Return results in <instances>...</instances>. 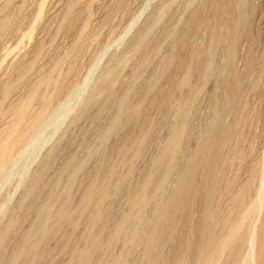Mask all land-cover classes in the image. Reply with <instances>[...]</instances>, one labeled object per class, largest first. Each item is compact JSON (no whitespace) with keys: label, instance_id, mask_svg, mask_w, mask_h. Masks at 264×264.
<instances>
[{"label":"bare ground","instance_id":"6f19581e","mask_svg":"<svg viewBox=\"0 0 264 264\" xmlns=\"http://www.w3.org/2000/svg\"><path fill=\"white\" fill-rule=\"evenodd\" d=\"M29 1L4 0L0 5V34L2 37L5 36V40L6 35L19 31L30 15L32 16V21L28 31L23 34L24 37L31 38L34 29L43 22L47 0H37L39 3L36 2L37 7L33 8L34 10H31ZM127 1L118 0L116 7L123 9ZM248 1L240 0L242 13H240L241 19L238 22L237 8L233 7L232 0H205L202 10L192 15L194 25L189 38L182 41L173 56L165 65L163 64L164 67L158 76H154V80L150 82V88L155 90L159 85L165 84V82L164 84H160L162 78L165 77L164 80L166 77L168 78L170 89L163 99L166 105L167 103L169 104L168 100L172 98L170 97L171 93L173 95L174 91L181 90L182 88L190 90L191 97L194 100L197 99L203 85L214 72V60L218 50L220 31L211 34L212 44L205 49L201 48L202 45L201 47L197 45L195 38L203 26L207 27L211 21H214L215 25L218 24L221 4L229 7V20L232 23L233 34L230 41V53L224 70L231 75V78L221 82L223 94L221 99L215 101V120L217 124L209 127L208 133L201 142L192 165L185 171L181 186L172 196L168 209L160 222L157 223V235L155 237L150 236L149 230L152 227L151 224L154 223L155 217L151 222V219L145 216L144 209L149 204L154 203L157 193L164 194L166 192V186H168L167 184L174 173L175 166H177L178 157L185 151L191 133L189 120L187 121L189 114L186 105L178 112L179 123L172 129L164 154L153 160L154 168L147 175L146 186L141 190H136L131 183L127 182V179L118 176L115 167L101 164L97 169L93 182L88 189L86 188L84 206L78 217L73 214L70 208L71 193L67 194L61 208L59 210L57 208V212H51L47 205L42 203L43 175L54 161L53 153L50 154L39 172L33 179L31 178L32 181L26 196L20 203L18 202L19 208L24 212V216L19 218L12 214L9 215L5 224L2 225V229L0 228V264H54V259L52 258L54 253H67L70 257L67 262L62 261L58 264H100L111 251V248L122 240L126 254L129 251L137 250L143 241H147V256L144 263L136 262V260L130 261V258L128 259V257L124 256L118 260L117 264H264V204H262L264 202V199H262L264 198L262 197L264 195V164H261L262 158L264 159V148L263 150L261 149V145L264 144V130L261 132L257 130L258 115L255 109L249 105L248 91L240 92L239 90L240 77L235 67L237 58L236 43L246 32L250 21L249 15L245 13V6ZM207 10L213 12L212 20L209 18L211 16L208 17L206 15ZM84 12L87 13V18L84 22H81V16ZM109 22L112 21H109V16H106L100 21L99 25L102 26ZM61 25L65 27V30H68L67 32L72 30L76 33V39L72 47L63 54L58 53L59 55L53 56L50 70L45 75L37 77L34 83L31 82L33 85L30 88L27 87V89L29 88L27 92L22 93L16 101L9 102L11 104L6 106L7 100L18 95L19 86L12 80H0V173L2 170H5L4 168L19 147L33 133L35 127H37V123L50 112L54 102L62 95L63 91L78 81L76 79L78 74H80L79 68L83 66V57L94 40V37L92 38L94 28L90 5H68L65 9ZM55 28L54 32L56 31ZM1 36L0 38H2ZM134 43H139V39L136 38ZM21 46L23 48L22 44ZM39 55L40 49L36 47L32 59L30 60L29 58L31 57H29L28 62L21 61L15 63L13 71L17 75L28 79V75L34 69ZM172 65L177 67V73L175 76H168V68ZM262 67L263 65L261 66V71ZM4 69L6 70L4 67L0 70V73L4 72ZM247 72H251V64L249 62L245 74ZM245 74L242 78L244 77L245 81L249 82L251 80L250 74L246 76ZM148 81L147 84H149ZM255 83L254 81L249 82V88H256ZM100 90H106V85L102 84L94 92V97ZM112 94V92L109 93L108 99L111 98ZM156 97L154 96L153 98L155 99ZM174 100H177L176 97ZM178 100L180 99L178 98ZM129 104L132 105V102ZM151 105H153L152 102L131 108L128 107L123 116L125 125L131 123L136 134V142L131 143L130 139L128 146H126V151H129L131 155L128 165L129 172L134 169L133 160L141 158L145 153L149 152H146V145L154 138L144 125V122L147 121L148 112L152 109L150 108ZM101 107L99 106V108ZM174 112L176 113L177 109ZM93 113L92 116L94 115ZM229 116L230 120L227 119ZM90 118L92 119V117ZM4 120L6 121L3 122ZM160 122L162 124L167 123V111L162 114ZM155 139L154 141H156ZM154 141L153 143H155ZM156 144L155 146H157ZM71 154L74 153L71 152ZM150 158L149 160H151ZM98 160L96 163L100 162V159ZM75 163L77 162L74 156L68 157L64 170ZM96 163L91 167L97 166ZM90 169L92 168L87 170L90 171ZM179 169L181 173V167L177 168V170ZM177 173L175 172V174ZM56 183H60V178H56ZM115 184L118 190H125L128 193L131 210L125 213L120 220L118 219L119 221L116 226L114 227L113 225L114 228L110 230V225L115 216V209L120 207L117 205V208L115 207V200L111 192V187ZM147 186H150V188L148 189ZM81 194H79V197ZM50 198L55 199L56 197L52 195ZM161 205V202H155V210H159ZM29 211H35L36 218L27 231V239H25V242L23 240V243L16 247L11 256H8L7 246L12 242L15 233L23 227L22 222L26 220L24 218H28ZM33 219L32 217V221ZM51 219L58 221L64 219L75 227H78L81 221L87 220V227L82 231V242L78 243L73 237L69 236L62 240L56 248H49L47 246L49 239L59 230L58 223L54 222L55 224L49 225ZM77 237L76 235L75 238ZM59 239L61 240V237ZM168 246H171V251L169 252L166 250Z\"/></svg>","mask_w":264,"mask_h":264},{"label":"rangeland","instance_id":"374dc122","mask_svg":"<svg viewBox=\"0 0 264 264\" xmlns=\"http://www.w3.org/2000/svg\"><path fill=\"white\" fill-rule=\"evenodd\" d=\"M3 1L4 0H0V5ZM39 1H29L31 10L37 7L36 2L39 3ZM117 1L118 0H47L42 22L43 24L41 23L40 26L34 29L31 38L23 36L30 27L32 21L31 15L28 17L29 19L27 18L25 20L24 25L20 29L21 31L19 30L14 34L6 35V40L4 34H2L4 37L0 34L2 37L0 38V70L4 67L6 68V70L4 69V72L2 71L3 74L0 73V80H12L19 86L17 92L18 95H15V98L12 97V100H7V106L16 101L19 95L27 92V90L33 85L31 82L34 83L37 77L45 75L50 70L53 56L55 57L59 54H63L72 47L76 39V33L72 30L67 32L68 30H65V27H62L61 25L67 6L70 4L90 5L94 28V31L92 32L93 36H91L92 38L94 37V40L91 38L93 43L85 54L86 56L84 55L83 57V66L79 68L80 74H78L76 79V81H78L74 82V84H71L63 91L62 95L54 102L50 112L37 123V127H35L33 133L19 147L10 162L4 168L5 170H2L0 173L1 229L9 215L12 214L19 218L24 216V212L19 208V203L26 196L32 179L39 172L48 156L52 153L54 155V163L52 162L50 167L46 170L47 173L45 172L46 174L44 173L43 175V193L41 195L43 201L41 202L43 204L45 203L51 212H57L63 205L67 194L71 193L72 199L70 208L73 214L78 217L84 206L85 193L93 182L97 169L101 164L115 167L119 177L127 179V182L131 183L136 190L143 189L146 186L147 175L154 168L153 160L164 154L172 129L179 123L178 112L184 105H186L189 114L187 121L189 120L188 122L191 127V133L185 151L182 152L185 158L182 154H180L181 156L179 155L177 166H175L174 173L167 184L169 187L166 186V192L164 194L157 193L155 195L154 203L149 204L144 209L145 216L151 219V222L155 217L153 221L154 223L151 224L152 227H150L149 230L150 236L155 237L158 233L157 223L160 222L164 213L168 209L172 196L181 186L184 173L192 165L201 142L208 133L209 127L217 124L215 120V101L221 99L223 94L221 82L231 78V75L224 70L230 53V41L233 34L232 23L229 20V7L221 4L219 8L220 14L218 24L215 25V22L211 21L207 27L203 26L200 33L195 38L197 45L200 47L202 45L201 48L205 49L212 44L211 34L220 31L218 50L215 54L214 60V72L203 85L199 96L194 100L191 97L190 90H185V88H182L181 90L178 89L173 92V95L171 93L170 97L172 98L169 97V104L167 103L166 105L164 104L163 99L166 97L170 89L168 78L166 77L165 80V77L162 78L160 84H164V82L165 84L159 85L155 90L150 88V82L154 80V76H158L166 62L173 56L176 49L179 48L182 41L189 38L194 25L192 22V15L202 10L205 0H128L123 9L116 7ZM232 5L237 8L236 14L237 21L239 22L241 19L240 13H242L240 0H232ZM122 10L123 12H121ZM245 13L249 15L250 21L246 32L236 43L237 58L235 67L236 72L240 77L239 90L240 92L248 91V102L258 115V123L256 127L257 130L261 132L264 130V0H249L245 6ZM206 15L208 17L211 16L209 18L212 20L213 12L211 10H207ZM106 16H109V21L112 22H109L110 24L107 23L108 25L105 24L100 26V21ZM86 18L87 13L84 12L81 16V22H84ZM54 28L56 30L55 32ZM202 31L205 33H201ZM224 34L226 35V38ZM136 38L139 39V43L137 44L134 43ZM21 44L23 45V48ZM36 47L40 49V55L35 62L34 69L29 73L28 79L17 75V73L13 71L14 64L21 61L28 62L29 57H31L29 58L31 60ZM248 62L251 64V72H247L251 77L249 82H256V88L253 89H250L248 86L249 82L245 81L244 77L242 78L246 73ZM261 64L263 65L262 71ZM174 66L175 65H172L168 68V76L176 75L177 67ZM247 74H245V76ZM17 77L18 79H16ZM147 81L149 84H147ZM102 84L106 85V90L98 91L94 97V92L98 90ZM27 87L29 88L27 89ZM111 92L113 94L111 98L108 99L109 93ZM154 96L157 97L154 99ZM175 97L177 100L178 98L180 100H174ZM117 98L120 99L118 100ZM131 102L132 105L129 104ZM151 102L154 106L151 105L150 108L152 109L148 112L147 121L144 122V125L154 138L146 145V152H149L145 153L141 158L134 159V169L129 172L128 165L131 155L129 151H126V146H128L130 139L131 143L136 142V134L131 123L125 125L126 123L123 122V116L128 107L131 108ZM212 102L214 103L212 104ZM208 103L211 107L208 106ZM112 104L114 105L110 106ZM99 106L102 107L99 108ZM176 109L177 112L175 113L174 111ZM95 110L97 111V116ZM98 111H100L99 114ZM163 111H167V123L164 124L160 122L162 114L164 113ZM92 113L94 114V117L92 116ZM90 117H92V119ZM109 117L111 118L109 119ZM227 119L230 120V116ZM150 120H153L154 122ZM5 121L6 120L3 122ZM154 139L156 141H154ZM153 141L155 143H153ZM155 144L157 146H155ZM263 148L264 144L261 145L262 150ZM71 152L74 154H71ZM102 153L103 155H101ZM71 156L75 157L77 163L64 170L65 162L67 158ZM149 158L151 160H149ZM98 159H100V162L96 163V161H99ZM262 161L261 164H264L263 158ZM94 163H96L97 166L91 167ZM179 167H181V173L180 169L177 170ZM89 168H92L93 170H87ZM138 171L141 172L138 173ZM175 172L178 173L175 174ZM47 174L48 176L51 174V177L49 176L48 178ZM56 178H60L59 184L56 183ZM147 188L149 189L150 186H147ZM83 191L84 193H82ZM111 192L115 200V207H120L115 209V216L111 223L112 226L110 225V230L116 226L117 222L125 213H128L131 210L129 196L125 190H118L115 184L112 185ZM47 194H49V197L44 196ZM79 194H81L80 197ZM52 195H55L56 198L51 199L50 197ZM262 197H264V195ZM155 202H161L162 205L159 210H155ZM262 204H264V202ZM35 214V211H29L28 218H24V220H26L22 222L23 227L21 226V230H18L15 233L12 242L8 245L9 247L7 246L8 256H11L18 245L26 241V234L35 221ZM32 217L34 218L33 221ZM55 220L51 219L49 225L58 223L59 230L49 239V242L47 243L49 248H56L62 240L69 236L73 237L78 243L82 242V231L87 227V220L81 221L78 227L73 226L64 219L60 221ZM114 222L116 223L114 224ZM62 223L63 225H61ZM80 229L82 230L80 231ZM76 235L78 236L77 238H75ZM59 237H61V240ZM147 248V241H143L137 250L129 251L128 254H126L124 251L123 240L119 241L111 248V251L104 257L100 264H117L118 260L124 256L128 257V259L130 258V261L136 260V262L144 263L147 256ZM166 250L167 252L171 251V246H168ZM139 252L141 253L138 254ZM137 255L139 256L137 257ZM52 258L54 259V264H58L62 261L67 262L70 259L67 253H54Z\"/></svg>","mask_w":264,"mask_h":264}]
</instances>
